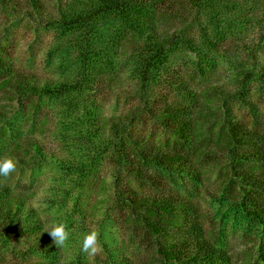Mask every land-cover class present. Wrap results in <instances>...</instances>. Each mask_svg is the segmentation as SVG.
<instances>
[{
	"label": "trees",
	"instance_id": "1",
	"mask_svg": "<svg viewBox=\"0 0 264 264\" xmlns=\"http://www.w3.org/2000/svg\"><path fill=\"white\" fill-rule=\"evenodd\" d=\"M0 11L24 17L45 29L54 28L61 40L68 38L74 43L73 51L63 49L62 54H55L63 56L57 58L62 70L59 77L41 79L13 68L0 79L2 104L11 105L28 96L49 98L59 109L64 139L79 140L78 147H72L69 157L63 160L55 153H47L27 135L16 138L6 153L17 161V169L40 163L61 165L62 177L68 183L60 178L44 198L60 221L70 225L73 214L79 215L82 210L79 189L91 171L82 166L86 161L81 155L93 163L94 156L111 152L116 155L118 166L136 178H146V167L194 182H199L207 170H222L236 190L232 199L258 225L259 236L264 239V176L257 171L264 167V130L251 129L238 121L227 106V100H240L254 108L246 100L249 86L254 83L264 93V0H0ZM242 19L247 26L244 32L239 27ZM250 28L257 33L256 40L244 37V33L249 36ZM236 35L251 53L248 65L239 63L233 69L236 90L223 84L206 87L193 112L179 103L144 100L152 86L175 87L177 82L181 86L178 92L193 95L188 86L170 77L175 72L171 63L176 61L178 52L203 57L208 46ZM128 82L139 86L141 104L132 106L129 113L95 120L94 106L85 99L87 94L106 90L122 93ZM214 102L220 104L214 108L216 112L212 110ZM29 104L33 112L35 102L31 100ZM135 109L147 113L175 145L196 141L200 146L195 154L167 153L160 143L148 144L146 135L138 137L127 132ZM6 113L7 109L0 108V121L7 118ZM47 120L48 114H44L40 125L45 126ZM122 159L129 160L131 166L121 163ZM245 164L250 167L244 168ZM113 185L114 201L123 206L136 227L151 237L163 264L228 262L227 250L204 236L202 224L191 218L193 208L189 201L170 191L139 195L115 180ZM32 198L0 180V264H41L33 257H53L55 250L48 245V234ZM106 199L105 194L99 202ZM185 230L194 234L175 237V233ZM260 260L264 263L263 253ZM119 264L133 263L126 260Z\"/></svg>",
	"mask_w": 264,
	"mask_h": 264
},
{
	"label": "rangeland",
	"instance_id": "2",
	"mask_svg": "<svg viewBox=\"0 0 264 264\" xmlns=\"http://www.w3.org/2000/svg\"><path fill=\"white\" fill-rule=\"evenodd\" d=\"M239 22L240 26L237 22L233 24L243 28L241 32H244L245 27L247 28L244 25L245 21L242 19ZM234 29L238 30V27ZM248 35L244 33V37L257 39V33L251 28ZM240 40L236 35L221 44L214 43V46L207 47L203 57L180 50L175 57L176 61L171 63L175 72L171 73L170 77L179 79L180 85L188 86L193 95L188 96L178 92L181 86L177 82L178 85L175 87L166 86L167 84L152 86L144 100L156 103L166 101L179 103L193 112L197 110L206 87L223 84L230 90H236L233 69L239 63L248 65L251 58L249 49L240 43ZM73 46L74 43L68 38L61 40L54 28L45 29L35 22H28L24 17L9 16L0 11V79L13 68L31 72L41 79L50 76L59 77L62 70L59 69L57 58L63 56L56 57L55 54L60 52L62 54L63 49L73 51ZM254 55H257L258 59L261 58L257 52ZM88 94L85 99L88 105L94 106L95 120L100 116L129 113L132 106L142 102L139 86L131 82H128V87L122 93L106 90ZM31 100L35 102L33 112L29 104ZM246 100L251 101L255 107L250 108L240 100L234 102L227 100V106L238 121L245 123L251 129L263 132L264 93H261L257 84L249 86ZM52 102L46 97L28 96L20 98L11 105H4L0 99V108L7 109V118H1L0 121V157L6 155L16 138L25 135L36 139L47 153H55L62 160L69 157L72 147H78L79 140L70 141L71 137L64 139L57 115L59 109L54 107ZM219 105L214 102L212 110L216 112L214 108H218ZM27 112L30 114L29 117ZM44 114H48V120L46 125L42 126L40 120ZM132 115L131 122L127 125V132H132L138 137L146 135L149 137L146 141L148 144L160 143L164 152H179L193 156L200 146L193 140L181 141L182 145H175L167 135L161 133L156 122L152 121L143 110L135 109ZM72 153L80 154L77 151ZM81 159L86 161L82 166L91 173L86 180H83L79 189L82 210L79 215L73 214L74 221L72 220L70 225L67 223L70 238L65 246L56 248L48 235V245L53 251L55 250L52 253L53 257L49 259L41 256L33 257L36 262L119 264L128 260L133 264H163L155 253L151 237L136 227L125 215L123 206L114 201L112 195L115 180L117 184L130 188L139 195L170 191L189 201L193 208L190 216L197 223L202 224L204 236L209 237L215 245L227 250L229 259L224 264H264L260 260V254H264V239L259 236L258 225L250 221L237 202L232 199L236 190L233 191L228 176H224L222 170H207L199 182H194L183 177H171L146 167V178H136L128 174L126 168L118 166V159L116 155H111V152L94 156L93 163L84 154L81 155ZM121 163L131 166L126 159H122ZM243 167L250 166L245 164ZM62 170L59 163H40L32 168H18L8 178L0 177V180L7 183L12 190L32 195V203L46 230L53 222L60 221L55 216V212L46 206L44 198L49 194L50 186L56 184L60 178L68 183L67 179L62 177L64 173ZM257 171L262 172L261 175L264 176V167H260ZM148 176H151V179ZM155 176L159 179H154ZM105 194L107 199L100 203ZM90 230L99 232L101 250L94 256L81 251L83 236ZM187 234L194 232L185 230L182 233H175V237L179 238ZM103 244L107 249H104Z\"/></svg>",
	"mask_w": 264,
	"mask_h": 264
},
{
	"label": "clouds",
	"instance_id": "3",
	"mask_svg": "<svg viewBox=\"0 0 264 264\" xmlns=\"http://www.w3.org/2000/svg\"><path fill=\"white\" fill-rule=\"evenodd\" d=\"M16 170L17 161L13 157L7 155L0 157V177L8 178ZM44 232H47L56 248L65 246L70 238V230L64 221L53 222ZM100 250L99 232L90 230L83 236L81 251L94 256Z\"/></svg>",
	"mask_w": 264,
	"mask_h": 264
}]
</instances>
